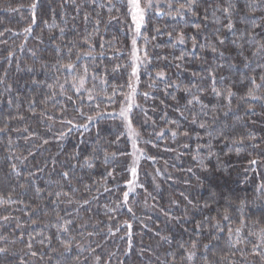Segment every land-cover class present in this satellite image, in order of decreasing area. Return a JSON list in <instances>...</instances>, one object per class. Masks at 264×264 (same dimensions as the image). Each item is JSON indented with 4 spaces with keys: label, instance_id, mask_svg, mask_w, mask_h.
Masks as SVG:
<instances>
[{
    "label": "trees",
    "instance_id": "1",
    "mask_svg": "<svg viewBox=\"0 0 264 264\" xmlns=\"http://www.w3.org/2000/svg\"><path fill=\"white\" fill-rule=\"evenodd\" d=\"M34 2L0 0V264H264L255 254L264 252V56L252 55L264 41V0L256 42L249 0H231L232 31L229 0H197L195 15L148 12L139 36L127 0H39L32 24ZM132 37L148 55L138 82ZM122 101L139 105L134 164L127 121L112 113Z\"/></svg>",
    "mask_w": 264,
    "mask_h": 264
},
{
    "label": "snow or ice",
    "instance_id": "2",
    "mask_svg": "<svg viewBox=\"0 0 264 264\" xmlns=\"http://www.w3.org/2000/svg\"><path fill=\"white\" fill-rule=\"evenodd\" d=\"M38 2L39 0H36V2L32 3L30 5V8L32 9V12H33V15H32V24H35L36 23V19H35V10L38 6ZM258 2H261V0H249V3L247 5L248 9H249V19L251 20L252 22V31L248 32L247 35H249L251 37V40L253 42H256V34H255V29L260 27V25H257L255 23V20H254V14L257 10V5H258ZM128 3H129V6H130V13H131V17H132V22L133 24L135 25V34L136 36H139L141 34V29L142 27L145 26V20H146V15H147V11L148 9L152 8L153 5H152V0H147V2L145 4H143L142 6V3H141V0H128ZM196 4H197V0H184V3H181L180 4V8L177 9V14H181L183 11H186V12H190L192 15H195L196 12H195V7H196ZM171 7V5H170ZM234 7V5L231 3V0H229V3H228V7L224 8L223 9V12L225 14V17L228 19V24H227V29L229 31H232L234 29V24L232 23L231 21V9ZM160 13H157V15H159ZM213 15H215V12H213ZM85 19H87V17H85ZM198 27V26H197ZM24 31L26 33H30L32 31V28L31 26H29L28 28H25ZM61 32H63V29H61ZM243 35V33H242ZM178 40H179V43L183 44L185 42L184 40V36L183 34H181L179 37H178ZM193 41H194V47H195V38H193ZM219 43L220 44H223L224 43V40L221 39L219 40ZM233 43H235V41H233ZM258 43V46L256 48V51H254L252 53L253 57L255 56H264V41H259L257 42ZM136 44H137V41L135 39V37L133 38L132 40V60H133V64H132V71H131V77H134L136 79V81L138 82L139 81V67H140V64L141 63H147L148 62V55H147V52L145 51L144 53V57L141 58L139 55H138V49L136 47ZM242 47V46H241ZM212 51L215 52L217 51L216 47L215 46H212ZM221 55H223V53H220ZM242 54V53H241ZM11 55V53H10ZM183 55L181 57H179V59H183ZM77 59H79V56L77 57ZM63 67L69 69V70H73L75 69L76 65L73 64V63H68L66 65H63ZM177 67H179V65H177ZM247 67V65H246ZM84 72L86 73L87 72V68L85 67L84 69ZM165 76V73L164 72H158L157 73V77L159 78H163ZM251 80V83L253 85H255L256 88H259L261 87L262 85L261 84H257L256 83V80H257V77L254 75L252 77L249 78ZM259 80L264 83V74H261L259 76ZM130 88H132V84H131V80L129 82V85H128ZM120 87H123V85H121ZM151 87V85H150ZM135 91L136 89L135 88H132V94L130 96V99H134V95H135ZM213 92L215 93V95L217 97L221 96L222 93L221 92H218L216 91L215 88H213ZM113 94L115 95V89L113 90ZM145 96V98H147L149 96V93H144L143 94ZM232 95H234V93L231 92V90H227V96L228 97H231ZM247 97L248 98H251L252 100H258L260 99V97H257L256 95H254V90L250 89L248 92H247ZM110 100L113 99V97H109ZM242 99H244L242 97ZM193 101H195L196 103H199V97L197 96H193V100H189L188 103L189 104H192ZM133 106L135 107H139V105H133L132 103H129L127 105V107H122L121 110H120V113L119 115L124 118L126 121H127V126L129 128V130H132L131 129V125H132V121H131V117H130V113L132 111V108ZM81 115H83V113H81ZM99 115V114H98ZM87 121L89 123H91L94 119H96V117H93V116H87L86 117ZM68 124H73V121L72 120H68L67 121ZM193 123H195V120L193 121ZM76 127H84V128H87L88 127V124H82V125H75ZM201 127H205L204 124H201L200 125ZM0 131H3V129H0ZM25 131H27V129H25ZM61 135H65L64 133H61ZM138 135V134H137ZM176 133L174 132L173 133V136H175ZM185 135H187V133H185ZM248 139L250 140H255L256 137L254 134H249L248 136ZM44 143H47V141L45 140ZM233 143H236V141H233ZM239 143L243 144L244 143V140L243 138L239 141ZM133 147L135 148V143L133 144ZM253 147H257V145H253ZM29 155H32V153H29ZM113 156L115 155L114 153L112 154ZM26 159V157H25ZM105 162H107V155L105 156ZM251 164H256L257 161L256 160H252L250 162ZM93 165L91 163H88V167H92ZM12 171L16 173L17 176L20 175V172L17 171V167L15 164L12 165ZM131 173H132V176L135 177L137 175V169L136 167H133L131 169ZM63 177L67 180L69 179V173L68 172H64L63 174ZM108 176L111 177L112 176V173L109 172L108 173ZM134 181L132 180H129L128 181V184L129 185H133ZM23 187V186H21ZM262 187H264V185H262ZM133 189L132 188H129V191H132ZM105 191H108L107 188H105ZM129 191H125L123 193V203L127 204V201H128V197H129ZM40 192V189H37V193L39 194ZM51 194V193H50ZM57 197L60 196V193H56ZM65 195H67V193H65ZM217 195V193L213 192L212 193V197L214 198L215 196ZM71 203V201H69ZM89 201L88 200H85L84 201V204H88ZM188 204L190 205H193V207H196V205L193 204V202L191 200H188ZM204 207H208L207 203H205ZM129 212L132 211L131 208L128 209ZM165 215H167V213H165ZM225 220L228 219V216L225 215L223 217ZM3 219L5 221H7L9 219V217L5 216L3 217ZM72 221L69 220L65 223V226L63 227V231L67 232L68 231V227L67 225L68 224H71ZM124 224L127 228H131V225L128 224L127 221H124ZM20 225L18 224L17 227H19ZM199 227V226H198ZM120 230L119 226L116 227L115 231L118 232ZM109 233H113V229L111 227H109L108 229ZM229 232H231V229H229ZM89 235H92V233H89ZM128 236L130 238L131 236V233L129 232L128 233ZM162 239H167V237H162ZM131 246V245H129ZM29 248L32 247L31 243H29L28 245ZM65 249L66 250H69L70 248V245L68 244H65L64 245ZM184 246L181 245V248H183ZM192 247L195 248L196 247V244L195 242L193 241L192 243ZM205 249H208V245H204ZM8 251L7 248H4V247H0V254H3V253H6ZM33 256L36 255L35 252H32L31 253ZM256 255H259L261 256L262 259H264V252H259V251H256L255 252ZM195 255V253H192V255H190L188 257L189 260H191L193 258V256ZM100 257L97 256L96 257V260H97V264H99V261H100Z\"/></svg>",
    "mask_w": 264,
    "mask_h": 264
},
{
    "label": "rangeland",
    "instance_id": "3",
    "mask_svg": "<svg viewBox=\"0 0 264 264\" xmlns=\"http://www.w3.org/2000/svg\"><path fill=\"white\" fill-rule=\"evenodd\" d=\"M177 1L179 0H152V5L153 7L148 9L147 11V15H148V12H154L155 15H157V13H160L159 15L157 16H160V17H165L166 18H170V17H182V14H172V7L175 3H177ZM128 2V0H127ZM147 2V0H141V3H142V6L143 4H145ZM171 5V7H170ZM128 7L130 9V6H129V3H128ZM146 15V16H147ZM133 39V37H132ZM141 57V56H140ZM142 58V57H141ZM131 103V102H130ZM129 104V102H120L118 104V109L115 111V112H112L113 114H115L117 117H118V120H121L122 117L119 115L120 113V110L122 107H127V105ZM132 130H129L128 132V139H129V147H130V150L134 151L133 154H132V159L133 160V164L135 163V161H137L139 155H140V151H139V145H140V142L142 141V135L139 131L138 128H135V127H131ZM138 134V135H137ZM135 143V148L133 147V144Z\"/></svg>",
    "mask_w": 264,
    "mask_h": 264
}]
</instances>
